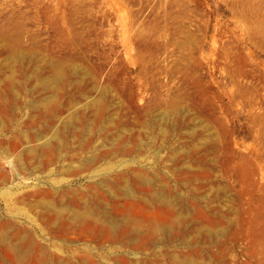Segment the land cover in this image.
<instances>
[{
	"label": "bare ground",
	"instance_id": "6f19581e",
	"mask_svg": "<svg viewBox=\"0 0 264 264\" xmlns=\"http://www.w3.org/2000/svg\"><path fill=\"white\" fill-rule=\"evenodd\" d=\"M170 1L178 5L183 2ZM225 1L236 21L242 25V38L248 39L264 52V0ZM71 3L74 4V11H79L78 0H60L56 11L60 6H65L62 7L60 21L56 20V11L49 18L58 25L65 43L77 44L80 42L79 36L73 22H69L67 12V9H71ZM138 18H130L135 29L134 36L130 33L129 21L123 22L125 38L121 40L122 43L128 44L132 37L140 39L147 34L150 25H143ZM184 29L187 28L181 31L185 32ZM171 33L173 35L174 31ZM27 38L32 39L31 43L27 44ZM38 42L29 35L20 20L10 22L6 19L0 25V55L3 56L5 67L2 78L0 74V120L4 86L7 85L9 88L21 87L26 90L27 106L34 115L30 125L39 126L38 117L46 122L34 128L30 134L23 133L0 140V155L4 153L11 157L12 174L17 177L47 170L57 155L68 157L71 161L81 160L100 172L101 177L83 190L64 191L46 187L28 191L6 190L4 194L9 196L10 202L28 206L33 211L40 227H28L21 220L5 217L0 212V264H164L163 236H166L169 244L175 242L178 245L175 249L165 251L170 264H212L213 259L217 264H227L229 242L233 244L244 239L249 241L243 251L248 252L250 260L242 264H264V164L260 162V157L264 155V134L260 135L264 131V84L258 85L256 77H253L255 72L250 65L256 63L252 52L245 54L241 48L226 52V55L230 54L232 64L227 60L226 64L230 65L227 68L229 80L224 85V94L228 95L237 114L246 118L247 126L243 133L262 142L261 146L252 145L253 153L250 154L245 149L237 148L232 140L229 106L221 105L220 102L217 111H204L193 106L191 112L187 98L175 90L172 91L176 93L170 92L174 95L164 102L157 93L158 97L141 109L135 106L138 96L128 94L120 126L131 127L132 135L129 138L122 133L116 134V122L107 115V102L109 100L116 109H121L123 104L120 105L119 100L123 95L126 96L121 89L122 79L104 81L106 70L101 64L89 68L81 55L57 52V49L53 50L49 45ZM153 46L145 43L146 50L136 58L140 62L136 73L139 78L150 75L147 64L149 55L146 52ZM126 69L128 67L125 64L120 71L128 72ZM261 80L264 81L263 78ZM83 81L86 82L84 87ZM197 81L205 88L208 85L204 84L203 76L198 75ZM67 84L81 87V92L77 96L72 94L62 104L54 92ZM108 85L115 91L110 98L106 96ZM216 94L221 97V94ZM58 116H62V125L57 124ZM174 129L183 130V134L187 129V137L192 142L186 146L174 147L175 144L165 158L161 153L164 148H156L153 143ZM82 133H85V137L78 144L79 148L68 149L67 146L71 145L64 137H77ZM149 134H152L149 136L151 138L144 140L143 136ZM150 147H153L157 156L160 155L159 164L170 162L166 160L174 162V177L179 187H173L156 166L145 162L147 159L142 156ZM116 159L122 160L120 165L123 167L114 170L112 166L118 161ZM9 178V173L1 169L0 163V188ZM201 178L204 183L200 185L198 181ZM73 239L83 242L73 244ZM90 241H96L99 246L109 242L119 247H129L133 251H150L155 259L141 258V255L129 258L113 252L116 256L114 262L105 261L106 258L103 259L102 253ZM214 246L222 248L223 253L212 249Z\"/></svg>",
	"mask_w": 264,
	"mask_h": 264
},
{
	"label": "rangeland",
	"instance_id": "374dc122",
	"mask_svg": "<svg viewBox=\"0 0 264 264\" xmlns=\"http://www.w3.org/2000/svg\"><path fill=\"white\" fill-rule=\"evenodd\" d=\"M78 1L80 2L79 11H74V4L72 3L69 5V8L71 9H67V12H69V17H70L69 22L71 24L73 22L72 25H74L73 27L79 36L80 42L77 44L65 43L61 33L59 32L58 25L50 21L49 15L55 13L56 7L58 5V2H60V0H0V20H1L0 25L6 19L9 20L10 22H13L14 20H20L23 23L24 27L27 29L29 35L34 36L37 42L41 40L38 43L44 44L45 46L49 45L48 46L49 48L53 50L57 49L56 50L57 52H72L81 55L85 59V63L88 66H90L89 68H91L94 65L101 64L102 66L105 67L106 70L104 73L105 75H103L104 81L107 79H114V78L122 79L121 89L126 94V96L123 95L122 99L120 98L119 100L120 105L123 104L121 106V109L120 110L116 109V107L112 103H110L109 100H108L109 103L107 102V115L112 117L113 120L116 122L117 125V130H115L116 134L122 133L125 137H129V138H131L132 135L131 127L120 126V119L124 118L123 115L126 110L125 108L127 107V104L125 103L128 94L133 95L134 93L135 95L138 96L139 99L135 101V106L141 109L144 108L145 106L147 107V105L151 103V101H153L155 97H158V94H160L159 97L162 98L164 102L166 99H169L172 95H174L176 93L175 91H177L178 94H182L187 98V100L189 101L188 103L192 108L191 112H193L194 110L193 106L194 108L196 106L204 111H208V110L217 111L218 109H220L219 107L220 102H222L221 105H224L226 107L229 106L228 116L230 120L229 122H231V124L229 123L232 133L231 137L233 138L232 140L237 144V148L242 150L245 149L248 153L252 154L253 153L252 145L261 146L260 143L262 142L259 141L260 139L253 138L248 134L246 135L245 133H243L245 132L244 130L247 126L246 118L242 114L241 115L237 114L236 108L234 107L233 104H231L228 95L224 94V85L229 80L227 74V68L228 66L230 67V65L226 64L228 63L227 60L229 61V64H232L230 63L231 62L230 54H227L228 55L227 56L226 52L229 49H231V51H235L238 48H241L243 51H245V54L247 53L250 54L252 52L251 56L254 59V63H256L254 65H250L255 72L253 74V77L254 78L256 77L255 81L258 85H260V83L261 85L264 84V81L261 80L262 78L264 79V70H263L264 68H262L264 67V52L261 49L255 47L248 39L242 38L243 36L242 25L236 21V18L228 9V5L226 4L225 0H183V2L180 5L174 4V1H170V0H151V1L149 0L147 1L146 0H78ZM162 1L163 4H161ZM186 1L187 4L185 3ZM145 4L148 6H146ZM174 6H178V7H174ZM62 7L65 6L64 5L60 6V8H58L55 13L56 14L55 17L58 22L60 21L59 16L62 14ZM179 7L182 8L180 9ZM150 10L154 11V13H151ZM146 11L148 12L146 13ZM184 14H188V15H184ZM15 15L17 19L15 18ZM138 15H140V17ZM150 16L152 17L151 19H149ZM132 17L134 18L139 17L138 19H140L142 23H144L143 25L145 26L150 25V26H148L149 29L145 37L140 39L139 38L136 39L135 37H132L130 43L126 44L125 42H123L125 43L123 44L122 41H124L125 38V34L123 31L124 30L123 22L125 20L129 21L128 26L130 27V33L132 34V36H134L133 33L135 32L134 31L135 29H133L132 27L133 25L130 19ZM141 17H143V19ZM170 19L171 20L173 19V21L175 22L177 21V22L173 23ZM78 20L79 22H77ZM148 20H152L153 23L152 21L146 23ZM187 22L190 23L188 24ZM172 25L174 27H172ZM182 28H187V29H184L185 32H182L181 31ZM173 31L174 34L171 35L172 34L171 32ZM164 33H166L165 37H162L164 36ZM114 38L116 41L114 40ZM187 38H189L188 39L189 42L187 41L186 43H182L184 40H187ZM27 39H28L27 44L31 43L30 41H32V39L31 38H27ZM229 40H231V43L229 42ZM140 43L144 46L145 43H150L154 45L153 47H151V50H148L146 52L149 55L147 64L149 66L150 75H148V77L143 76L141 78L136 76L137 68L140 67L139 66L140 62L136 58H138L141 52L144 53V50L146 49L144 48V46L141 47ZM132 44L134 46L130 47L132 46ZM158 48L160 49V51ZM177 48L179 49L177 50ZM163 55L164 56L166 55L165 56L166 58ZM219 58H223V60ZM165 59H167V61ZM197 60L199 61L198 63ZM166 62L168 63L166 64ZM164 63L166 64V66ZM194 63H196L197 65ZM125 64L126 67H128V69L126 70L129 71L128 72H122L123 70L120 71L121 69L124 68ZM250 66H248L247 68L251 70ZM4 71H5L4 60L1 54L0 55L1 78L5 73ZM201 71H205V72H201ZM202 74H204L205 76ZM198 75L203 76V79L205 81L204 84H208L206 88L204 87L205 85H203L202 83L199 84V82L197 81ZM124 78L125 80L123 81ZM85 83L86 82L83 81V87ZM142 85L144 86L145 89L143 88ZM208 86L210 87V89H207ZM204 88L206 89V92ZM80 92H81V87L76 88V86H74L73 84H67L65 86L63 85L60 89L56 90L54 94L55 95L57 94L56 98H58V100L62 102V104H65L67 100L71 98L72 94L77 96L79 95ZM114 92L115 91L113 87L108 85L106 96L110 98L109 96H111ZM170 92H174V94H169ZM198 92L201 95L198 94ZM216 92L221 94V97L217 96ZM3 96L4 97L1 103L2 109H1V120H0L1 141L4 139H10L14 135H23V133L30 134L32 133L34 128H39L46 123L45 120L39 119L38 117L37 123L39 126L30 125V121L32 118H34V115H32V111L27 106V101H26L27 94L25 89H22L21 87L9 88L7 85H5ZM223 101H225V104ZM209 104H211V106ZM239 116H241L240 119ZM58 117H57V122H58L57 124L62 125L63 124L62 116H60L59 118ZM103 120H105V118H103ZM176 130L177 129L171 130L168 134L169 136L163 135V139L159 137L153 143L157 146L156 148H161V149L164 148L162 150L163 152L161 151V153L165 158L171 153L172 149L170 148H172L175 144L177 145H175L174 147L186 146L192 142L190 138L187 137L188 136L187 129L186 131H184V134H183V130L182 131H180V129H178L179 131ZM263 132L264 131L262 130L260 132V135L263 136L264 134ZM149 136H152V134H149L148 136L146 135L143 136V139L149 140L151 138ZM84 137H85V133H82L77 137L65 136L64 138L66 142L67 141L70 142L71 145V146H67V148L78 149L79 148L78 144L81 142V140ZM102 137H106V136L103 135ZM102 137L101 140L103 139ZM153 137L156 138V136ZM183 143L185 145H183ZM164 144L166 145L165 147ZM64 151H66V149H64ZM142 157L143 159L145 158L147 159L145 160V162L148 165L153 164V166H156L157 170H159L160 173L163 174L166 180L170 184H172L173 187H179L178 181L176 177H174L175 173L173 171L174 168L173 166H175V164L172 160H166L170 162L163 163V165L166 166L167 168L159 164L158 159L160 161L161 157L160 155L159 156L156 155V151L153 149V147H150L148 152H146V154ZM116 160L118 161L114 162L112 166L114 170L123 167L120 165L122 160L121 159H116ZM11 161H12L11 157H9L4 153H1L0 155L1 169H3V171L8 172L10 178L9 181L1 185L0 188V212L3 216L13 217L18 220H21L23 224L34 229L36 227L37 228L40 227V224L39 221L36 220V218L34 217L35 215L33 211H31L28 206H19L10 202L8 200L9 196H7V194H4L6 190L18 191V189H21L22 191H28L35 188H45V187L53 188V189H61L64 191L83 190V188H86L96 179H99L101 177V174H99L100 172L95 171L94 170L95 168L88 167L87 165H85L83 161L81 160L71 161L68 157H62V156L60 157V155L56 156L54 163L47 170L38 171L30 176H26L23 174L17 177L12 174L13 172H12ZM260 162L264 164V155L260 157ZM102 171L104 170H101V172ZM202 179L203 178H201L200 180ZM200 180L198 181V184L201 185L202 183H204V179L202 181ZM20 185L23 186L20 188ZM110 202L112 203V201ZM72 241L73 244L83 242L82 240H78V239H73ZM60 242H62V240H60ZM90 242L92 243L93 247L97 249V251L99 250L102 253L103 259L106 258V260L104 259L105 261L114 262L113 261L115 256L114 253H116V255H126L129 258H135L136 256L141 255L139 256L141 258L149 257L155 259L154 258L155 256L150 251H133L129 247H125V246L119 247L117 246V244L109 243V242L101 246H99L96 241H90ZM248 244L249 241L245 239L233 244L232 242H229V246L227 247L229 251L231 250V252L228 251L226 254L227 264H239V263L242 264L243 262L250 260L249 259L250 256L248 252L243 251V248H246ZM177 247L178 245L175 242L169 244L168 241L166 240V236H163L164 264L171 263L167 253L165 252L166 249H175ZM113 249L114 251H112ZM212 249L216 251L218 250L217 252L219 253L220 252L223 253L222 248H219L218 246H214ZM230 254H232V256H230ZM211 263L217 264L216 260L214 259L212 260Z\"/></svg>",
	"mask_w": 264,
	"mask_h": 264
}]
</instances>
